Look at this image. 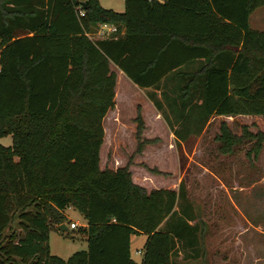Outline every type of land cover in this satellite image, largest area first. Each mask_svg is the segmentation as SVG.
<instances>
[{"label": "trees", "instance_id": "obj_1", "mask_svg": "<svg viewBox=\"0 0 264 264\" xmlns=\"http://www.w3.org/2000/svg\"><path fill=\"white\" fill-rule=\"evenodd\" d=\"M262 4L125 0L117 11L100 0H0V138H13L0 142V264H179L177 242L194 246L199 225L185 214L161 225L175 215L182 183L169 186L158 177L164 170L145 165L153 177L140 179L132 159L101 166L104 121L116 105L112 64L142 88L186 74L176 88L181 102H166L179 103V127L169 124L180 136L195 118L264 115V30L250 24ZM102 23L118 31L93 39ZM196 60V70L183 72ZM154 94L152 107L147 100L138 106L137 152L164 140L173 146L168 129L153 121L164 105ZM221 129L224 152L245 136L262 148L264 131L238 135L224 122ZM69 206L87 217L88 248L65 259L51 253L49 239L51 223H65ZM15 220L21 232L6 236ZM141 233L148 238L138 262L131 243Z\"/></svg>", "mask_w": 264, "mask_h": 264}, {"label": "rangeland", "instance_id": "obj_2", "mask_svg": "<svg viewBox=\"0 0 264 264\" xmlns=\"http://www.w3.org/2000/svg\"><path fill=\"white\" fill-rule=\"evenodd\" d=\"M119 1L104 2L119 6ZM250 24L254 29L264 30V4L254 10ZM92 37L101 38L96 34ZM112 68L118 73L116 105L104 121L101 166L117 168L132 159L133 164L138 165L136 169L134 167V172L140 179L145 180L149 174L143 168L145 165L164 170L166 174L158 177L167 179L169 186L178 188L182 183V196L175 215L161 225L166 229L176 216L184 214L193 216L191 223L199 225L194 246L185 240L177 242L173 257L179 264H264V141L257 152L254 148L257 139L245 136L229 152H224L222 146L225 142L219 138L223 122L238 135H244L245 131H264V115H213L198 122L195 118L192 123L186 124V129L180 130L184 137L172 127L177 140L173 146L164 140L162 144H147L142 152H137L135 117L138 106L147 100V108L152 107L150 96L156 92L139 87L122 72L119 74L116 65L112 64ZM176 81L173 76L163 81L160 93L164 101L161 112L168 122L170 117H177L173 108L176 106L179 109V103L175 106L167 104L168 101L173 104V97L178 99L179 92L174 88ZM157 94L154 97L158 98ZM198 95L193 100L195 104L198 103ZM178 102L181 100L178 99ZM0 142L10 145L13 138L8 135L0 138ZM64 213L68 229L62 230L52 222L49 243L52 254L68 259L76 251L88 248L83 232L87 217L74 206L67 207ZM71 222L79 224L72 228ZM17 226L15 220L5 235L13 231L20 233ZM147 238L146 233L137 234L131 243L133 257L138 262L142 261Z\"/></svg>", "mask_w": 264, "mask_h": 264}, {"label": "crops", "instance_id": "obj_3", "mask_svg": "<svg viewBox=\"0 0 264 264\" xmlns=\"http://www.w3.org/2000/svg\"><path fill=\"white\" fill-rule=\"evenodd\" d=\"M104 1H107L108 3H113L112 0H100L101 4L105 7H110V8H113V9H117L119 11H124L125 10V0H120L118 2V5L119 6H112L111 4H105ZM252 15V14H251ZM251 18V17H250ZM125 32V29L122 30V34ZM197 64H200V60H196V62L194 63H190V64H186L182 67L183 69V72L184 71H194L197 69L196 65ZM120 72H122L123 74H125L121 69H119V74ZM169 77H172V74L166 76L165 78L162 79V84H163V81L167 80ZM187 76L186 74L184 73H181L179 74L178 76L175 77V79H177V86H175L174 88H178L179 87V84L180 83H184L186 82L187 80ZM145 89H148V90H154L156 93L158 92L157 96L161 99L160 97V93L161 91L163 90V86L160 87V88H154V87H148V88H145ZM194 93V94H193ZM192 94L193 95H196L195 94V91H192ZM188 109L185 110V112H187ZM153 114V121L156 123V124H160L161 123V126H164L165 128L168 129V133H169V138H170V141L174 144L177 142L176 140V136H175V133L173 132V128L172 126L169 124V122L167 121V119L164 117V115L162 114L161 110H157L155 109V111L152 113ZM243 115H246V114H239L237 115L236 117H239V116H243ZM250 115H255V114H250ZM225 116V115H223ZM172 119V124H173V127L174 128H178L179 127V122H176L174 121V119L172 117H170ZM196 122H198V120H196ZM180 139V138H179ZM182 143H183V140L181 139L180 140ZM12 145V144H10ZM136 235L135 234L133 237H132V241H134V238H136ZM85 238L87 239V236H85ZM131 252H132V249H131ZM132 257H133V253H132ZM134 258V257H133ZM143 258V257H142ZM135 259V258H134ZM136 260V259H135ZM137 261V260H136Z\"/></svg>", "mask_w": 264, "mask_h": 264}, {"label": "built area", "instance_id": "obj_4", "mask_svg": "<svg viewBox=\"0 0 264 264\" xmlns=\"http://www.w3.org/2000/svg\"><path fill=\"white\" fill-rule=\"evenodd\" d=\"M118 31V27L115 24H108V23H102L100 24L98 30L91 34V37L93 35H99L101 38L110 36L113 32ZM122 33V32H121ZM117 36V35H116ZM93 38V37H92ZM79 223L77 222H71V227L76 228Z\"/></svg>", "mask_w": 264, "mask_h": 264}, {"label": "water", "instance_id": "obj_5", "mask_svg": "<svg viewBox=\"0 0 264 264\" xmlns=\"http://www.w3.org/2000/svg\"><path fill=\"white\" fill-rule=\"evenodd\" d=\"M87 4H88V1H87V2L81 1V5L86 6ZM60 228H61L62 230H66V229H68V227H67V225H66L65 223H62V224L60 225Z\"/></svg>", "mask_w": 264, "mask_h": 264}]
</instances>
